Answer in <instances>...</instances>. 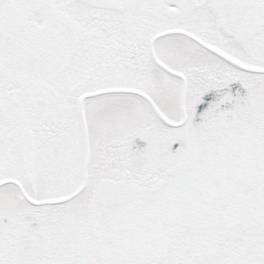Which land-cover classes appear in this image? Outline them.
<instances>
[{"label": "snow or ice", "instance_id": "6c2138e0", "mask_svg": "<svg viewBox=\"0 0 264 264\" xmlns=\"http://www.w3.org/2000/svg\"><path fill=\"white\" fill-rule=\"evenodd\" d=\"M0 264H264V0H0Z\"/></svg>", "mask_w": 264, "mask_h": 264}]
</instances>
